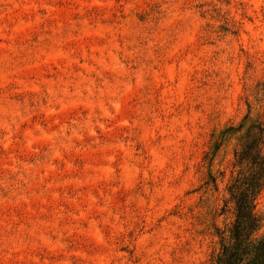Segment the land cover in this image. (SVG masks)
Returning <instances> with one entry per match:
<instances>
[{
  "label": "rangeland",
  "instance_id": "374dc122",
  "mask_svg": "<svg viewBox=\"0 0 264 264\" xmlns=\"http://www.w3.org/2000/svg\"><path fill=\"white\" fill-rule=\"evenodd\" d=\"M247 114L264 0H0V264H209Z\"/></svg>",
  "mask_w": 264,
  "mask_h": 264
},
{
  "label": "trees",
  "instance_id": "16d2710c",
  "mask_svg": "<svg viewBox=\"0 0 264 264\" xmlns=\"http://www.w3.org/2000/svg\"><path fill=\"white\" fill-rule=\"evenodd\" d=\"M231 129L224 131V139ZM238 131L234 170L220 212L227 220L214 226L216 247L209 264H264V234L259 232L264 218L255 209L264 190V119L247 114Z\"/></svg>",
  "mask_w": 264,
  "mask_h": 264
}]
</instances>
